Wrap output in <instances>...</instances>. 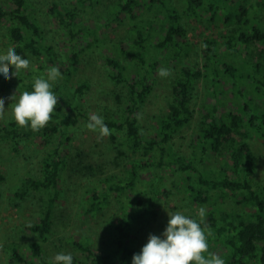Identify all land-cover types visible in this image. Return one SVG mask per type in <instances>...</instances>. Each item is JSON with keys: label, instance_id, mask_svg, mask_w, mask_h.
Returning <instances> with one entry per match:
<instances>
[{"label": "trees", "instance_id": "16d2710c", "mask_svg": "<svg viewBox=\"0 0 264 264\" xmlns=\"http://www.w3.org/2000/svg\"><path fill=\"white\" fill-rule=\"evenodd\" d=\"M85 1H88V6L102 8L100 17L111 16L109 25H114L120 14H125L128 20L135 19L133 10L139 1H146L151 6L159 4L166 8L170 28L153 43L151 30L137 24L132 29L131 50L125 48V39L117 42V54L133 60L135 78L131 80L128 78L130 73L124 74L126 67L118 58L108 56L104 60L113 69L109 70V78L126 89L119 117L115 118L113 113L104 117V121L111 131L121 133L118 145L137 157L122 165V174H106L99 179V186L91 191L89 207L84 211L95 214L107 206L112 195L124 197L115 224L110 226L109 249L100 255L89 241L74 242L72 245L83 256L72 255L73 264H130L136 252L132 246V232L158 219L157 194L160 192L154 184L163 182L166 171H170L171 176L178 175L180 189L191 203L208 207L205 222L208 226L206 231L210 233L209 248H219L225 264H264V185L257 179V156L250 144V140L256 138L264 145V0H255L256 3H251L252 0H188L184 9L188 17L204 9L208 22L222 19L225 26L231 27L221 34L224 41L217 36L202 40L204 66L197 62H183L182 57L187 52L181 39L186 31L180 15L167 8L162 0H117L114 3L80 0ZM110 6L111 15L107 13ZM30 12L29 0H0V27H5L8 43L17 53L27 52L41 60L36 69L45 71L51 65L59 67L62 77L54 82L52 90L61 98H70L67 103H75L78 109V101L88 85L80 83L71 87V78L79 64L80 54L93 42L79 47L77 38L84 31V26L77 10L66 7L62 2H52L49 13L54 24L72 43L64 68L60 54L45 41L43 28ZM89 34L96 37V31ZM220 44L227 50L222 56ZM150 48L156 49L165 61H176L169 81L165 112L156 117L155 136L152 137L141 130L139 122L140 112L155 85L153 73L157 64L147 63ZM8 67L11 75L13 67ZM22 74L0 82L6 89L32 90L30 74ZM24 79L29 82H23ZM62 79L63 82L60 81ZM198 82L205 87V100L197 111L195 123L193 99ZM228 88L230 94L225 90ZM211 97L214 101L210 100ZM62 102L66 100L63 98ZM80 115L88 120V112L82 113L81 110ZM77 123L78 116L64 113L59 104L51 119L38 131L19 126L13 119L0 123V140L10 143L13 150H17L20 142L38 137L45 143L55 137L58 140L44 154L39 177L24 176L14 195L23 200L31 191H42L46 200L40 210V218L23 225L36 238L31 244L32 258L23 256L13 247L10 264H51L42 244L52 230L54 209L60 198L59 182L67 164L62 146L69 140V128ZM193 124L194 130L188 135L189 153H176L174 138L185 130H191ZM115 139L111 134V140ZM122 155L125 151L118 149V156ZM214 157L219 158L218 168L210 163ZM145 173L152 177L151 183L141 189L139 184ZM4 180L5 175L0 169V182ZM227 199L234 204L230 209L223 206ZM193 217L199 219L198 216Z\"/></svg>", "mask_w": 264, "mask_h": 264}, {"label": "rangeland", "instance_id": "374dc122", "mask_svg": "<svg viewBox=\"0 0 264 264\" xmlns=\"http://www.w3.org/2000/svg\"><path fill=\"white\" fill-rule=\"evenodd\" d=\"M54 1L62 2L66 7L77 10L78 17L82 22L81 25L84 26V31L77 38L79 47H84L87 42L93 43L80 54L79 64L71 78V87L80 83L88 85V89L84 91L83 96L78 101L79 108H76L75 103H67L70 98L65 96L63 97L66 100L65 103L62 102L63 98L58 96V102L54 106L55 109L59 104L64 113L74 117L78 116V123L69 128V140L62 146L65 149L67 164L59 182L60 198L54 209L52 230L46 236V241L42 245L44 254L50 258L58 252L71 253L81 258L83 253L72 243L89 241L94 251L102 255L109 249L110 226L115 224L121 200L125 199L124 197L112 195L105 208L100 209L95 214H86L84 211L89 207L87 206L89 196L91 191L99 186V179L103 175L122 174V165L137 156L118 145L122 137L120 132L111 131V134L116 137L115 140H111V134L101 137L97 132L87 129L85 127L86 120L80 115L81 110L82 113L84 111L89 114L97 113L103 117H109L110 114L114 113L112 116L118 118L121 100L126 89L121 85H116L109 78V70L112 71L113 69L107 66L104 60L108 56L118 58L126 67L124 74L127 76L130 73L129 80L135 78L133 60L123 58L120 54H117V42L125 39V48L131 50L132 29L135 25L140 24L151 30L153 33L152 42L155 43L158 37L170 28V25L166 8L161 7L159 4L151 6L146 1H139V5L134 8L135 19L128 20L125 18V14H120L114 25H109L108 23H110L112 17L108 15L100 17L102 8L88 6V1L29 0L31 17L43 28L42 34L45 41L52 44L56 52L60 54L62 58L60 60H62L64 68L67 66V56L72 51V43L62 35V31L56 27L49 13V7ZM107 1H113L112 3H114L117 0ZM162 2L167 8H172L180 15L182 26L186 31L185 37L181 39L186 44L185 52H187L186 56L182 57L183 62H197L200 66H204L205 61L201 52L202 40L204 38H214L213 36L223 40L221 34L231 27L225 26L222 19L208 22L209 18L204 9H199L194 16L188 17L187 13L184 12L188 0H162ZM251 3L256 2L252 0ZM107 13L112 14L111 6L108 8ZM92 31H96V37L89 34ZM5 33V27H0V52L12 47L9 45ZM226 51L225 46L220 44V55L222 56ZM25 53L30 60V65L27 69L18 71L17 76L19 73L20 75L21 73H23L22 75L30 74L28 78L33 81L34 76L42 73L46 74V70L36 69L41 60H36L34 56L27 52H19L18 54L23 56ZM156 56L159 59L158 61H156ZM149 57L148 64L153 62L157 64L153 73L155 85L146 105L140 112L139 122L141 130L148 137H152L155 136L156 117L165 112L169 81L176 61H165L164 57L158 55L156 49L152 48H150ZM160 67L169 68L171 70L170 76L160 77L158 75ZM22 81L29 82L27 79ZM60 81L63 82L64 80ZM1 82L0 97L5 98V108L0 109V123L12 119L10 106L12 100L9 97L15 91L17 95L23 91L18 88L6 89ZM225 90L229 93L230 89ZM204 92L203 83L198 82L193 99V108L196 111L195 123L198 117L197 111L205 100ZM116 95L119 99L116 98ZM210 100L214 101V98L211 97ZM194 127L195 124L192 125L191 130H185L184 133L174 138L176 153L185 155L189 153L188 135L194 130ZM50 142L45 143L42 138L38 137L34 140L20 142L17 150H13L10 143L0 140V169L5 175V180L0 182V264H10L9 258L12 255L11 249L13 247L18 249L23 256L32 258L31 244L33 241L35 242L36 238H34L33 233L26 231L23 225L34 223L40 218V210L46 200V194L42 191H31L23 200L17 199L14 195L19 190L24 176L39 177L41 160L44 154L53 144L58 143V140L55 137ZM250 144L257 156V179L264 185V145L256 138L250 140ZM118 149L124 150L125 155L118 156ZM210 163L217 167L219 158H212ZM150 178L152 177L149 174H143L139 187L141 189L148 187L151 183ZM180 184L178 175L171 176L170 171L164 173L161 184H154L155 189H159L160 192L157 194L159 216L155 222L137 228L132 232L134 237L132 246L136 249V252H139L142 245L146 243L150 233L160 235L163 232L168 220L166 209L182 211L185 215L196 216L201 205L191 203L184 192L181 191ZM223 206L230 209L234 204L230 199H227ZM205 209L208 211V207L205 206ZM207 252L221 255L219 248L214 250L208 248Z\"/></svg>", "mask_w": 264, "mask_h": 264}, {"label": "clouds", "instance_id": "9594fccd", "mask_svg": "<svg viewBox=\"0 0 264 264\" xmlns=\"http://www.w3.org/2000/svg\"><path fill=\"white\" fill-rule=\"evenodd\" d=\"M9 65L13 66L11 75ZM29 65L30 60L26 53L22 56L15 48L9 47L0 52V79L7 81ZM170 74L171 70L167 67L158 69L160 77H168ZM61 77L59 67L51 65L46 69V74L33 77L32 90H23L19 95L16 91L12 93L9 97L12 100V119L19 126H28L34 131L45 126L58 102V95L52 88L54 82ZM4 105L5 98L0 97V109H4ZM85 127L101 137L111 134L104 117L97 113L89 114ZM166 210L168 220L163 232L160 235L150 233L139 252L133 253L131 264H225L224 258L219 255L210 252L204 254L209 248L210 235L206 231L208 226L205 222V207L201 206L197 210L196 216L199 219L185 215L182 211ZM50 261L51 264H73V256L71 253L58 252Z\"/></svg>", "mask_w": 264, "mask_h": 264}]
</instances>
